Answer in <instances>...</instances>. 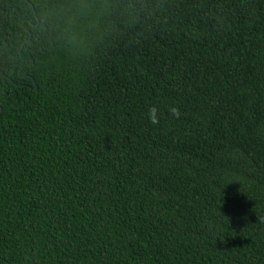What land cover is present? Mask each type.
Here are the masks:
<instances>
[{
    "label": "trees",
    "instance_id": "trees-1",
    "mask_svg": "<svg viewBox=\"0 0 264 264\" xmlns=\"http://www.w3.org/2000/svg\"><path fill=\"white\" fill-rule=\"evenodd\" d=\"M64 2L0 0V264H264V0H144L89 56Z\"/></svg>",
    "mask_w": 264,
    "mask_h": 264
},
{
    "label": "clouds",
    "instance_id": "clouds-1",
    "mask_svg": "<svg viewBox=\"0 0 264 264\" xmlns=\"http://www.w3.org/2000/svg\"><path fill=\"white\" fill-rule=\"evenodd\" d=\"M119 10L121 15L136 18L144 10V0H66L58 7L49 11L47 22L56 38L63 42L70 51L89 56L93 52L92 42L81 29V21L88 20V31L99 28L101 19L111 18ZM117 31L115 24L106 25L104 32L98 34L102 39L105 35ZM170 112L179 116V108L172 107ZM156 108L149 109L148 115L151 123H158L155 116Z\"/></svg>",
    "mask_w": 264,
    "mask_h": 264
},
{
    "label": "water",
    "instance_id": "water-1",
    "mask_svg": "<svg viewBox=\"0 0 264 264\" xmlns=\"http://www.w3.org/2000/svg\"><path fill=\"white\" fill-rule=\"evenodd\" d=\"M31 39V38H30ZM29 41V40H28ZM24 46V45H23ZM23 46H22V49H23ZM32 62H33V60H32ZM34 84H36L35 83V81H34ZM35 89L37 90L38 89V86L36 85V87H35Z\"/></svg>",
    "mask_w": 264,
    "mask_h": 264
}]
</instances>
